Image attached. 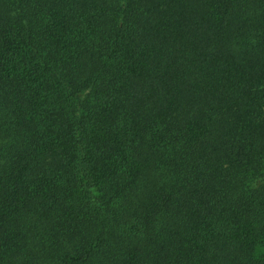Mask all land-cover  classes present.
Here are the masks:
<instances>
[{
	"label": "trees",
	"instance_id": "trees-1",
	"mask_svg": "<svg viewBox=\"0 0 264 264\" xmlns=\"http://www.w3.org/2000/svg\"><path fill=\"white\" fill-rule=\"evenodd\" d=\"M0 264H264V0H0Z\"/></svg>",
	"mask_w": 264,
	"mask_h": 264
}]
</instances>
